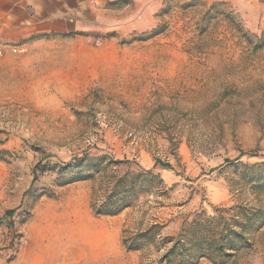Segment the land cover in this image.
I'll use <instances>...</instances> for the list:
<instances>
[{"label": "rangeland", "instance_id": "rangeland-1", "mask_svg": "<svg viewBox=\"0 0 264 264\" xmlns=\"http://www.w3.org/2000/svg\"><path fill=\"white\" fill-rule=\"evenodd\" d=\"M96 10L113 23L0 44V264H169L161 237L137 251L125 237L154 224L176 237L217 208L264 211V0ZM84 156L127 163L78 168ZM144 170L156 178L136 180L130 207L94 214L115 176ZM248 236L233 257L191 264H264V225Z\"/></svg>", "mask_w": 264, "mask_h": 264}, {"label": "trees", "instance_id": "trees-1", "mask_svg": "<svg viewBox=\"0 0 264 264\" xmlns=\"http://www.w3.org/2000/svg\"><path fill=\"white\" fill-rule=\"evenodd\" d=\"M109 160L111 166H120L127 162L106 158L98 161L87 156L75 158L74 164L82 168L87 161H96L93 167L100 169V166ZM70 170V164L65 165ZM264 165H257L262 167ZM45 165L39 163L34 168V178L29 190L38 180V172L45 170ZM260 174V172H257ZM156 178L152 171H142L137 174L126 172L114 177L112 187L104 199L91 206L97 216H116L131 206L129 198L133 192L136 180L142 182ZM89 178L79 174L70 181L81 182ZM159 181L163 184L162 180ZM261 183V182H260ZM264 191V181L257 186ZM27 193V192H26ZM264 225V211L244 205H237L229 209L217 208L214 216H208L202 212L192 222L185 224L176 237H162L161 226L154 224L144 233L134 237H125V248L128 251H137L140 243L161 237L163 245H171L163 255L162 260L169 264H191V261L199 258H207L217 261L233 257L237 252L250 247L249 234L259 230Z\"/></svg>", "mask_w": 264, "mask_h": 264}, {"label": "crops", "instance_id": "crops-1", "mask_svg": "<svg viewBox=\"0 0 264 264\" xmlns=\"http://www.w3.org/2000/svg\"><path fill=\"white\" fill-rule=\"evenodd\" d=\"M119 2L128 6L131 0H0V44L29 45L72 36L75 27L87 26L88 21L96 29L102 20L113 23L110 16L99 15L96 7ZM129 16L120 19L125 22V34L137 32L127 26Z\"/></svg>", "mask_w": 264, "mask_h": 264}, {"label": "built area", "instance_id": "built-area-1", "mask_svg": "<svg viewBox=\"0 0 264 264\" xmlns=\"http://www.w3.org/2000/svg\"><path fill=\"white\" fill-rule=\"evenodd\" d=\"M18 51H21V49H18V48L17 49H13L14 53H17ZM0 54H2V52H0Z\"/></svg>", "mask_w": 264, "mask_h": 264}]
</instances>
